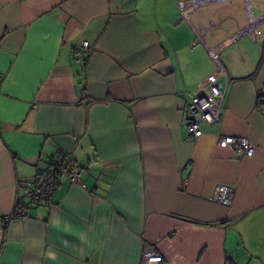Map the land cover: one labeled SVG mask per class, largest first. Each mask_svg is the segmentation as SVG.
Instances as JSON below:
<instances>
[{"label": "crops", "instance_id": "crops-1", "mask_svg": "<svg viewBox=\"0 0 264 264\" xmlns=\"http://www.w3.org/2000/svg\"><path fill=\"white\" fill-rule=\"evenodd\" d=\"M179 1L0 0V217L57 152L83 182L62 176L5 226L0 264H140L145 245L160 264H264V36L238 35L264 3ZM210 52L225 108L187 141L184 97L218 71ZM217 185L230 207L208 200Z\"/></svg>", "mask_w": 264, "mask_h": 264}, {"label": "built area", "instance_id": "built-area-1", "mask_svg": "<svg viewBox=\"0 0 264 264\" xmlns=\"http://www.w3.org/2000/svg\"><path fill=\"white\" fill-rule=\"evenodd\" d=\"M211 0H180L178 6L182 12H193L198 5ZM264 22V16L259 19H250L249 25L240 31L238 35L247 34L252 40L259 36H264V30H259L258 26ZM215 25H211L212 30ZM77 52L84 51L89 54L92 47L88 42L83 41ZM210 54H212L210 52ZM216 57V54H212ZM216 60V59H215ZM218 71L211 74L199 83L197 92L185 94V104L183 110V128L185 139L192 141L200 137L204 127H209L220 121L225 108L226 93L228 90V79L224 69L218 64ZM225 76L226 82L222 83L219 78ZM259 102H264V85L258 92ZM217 145L220 148L229 149L234 155L241 157H251L255 149L251 142L244 137L223 136L218 139ZM82 171L73 161H66L59 152L55 153L47 163L43 174L33 179L19 181L18 188L21 195L16 198L15 206L11 214L3 217V223L8 226L14 220H22L28 217L29 206L38 205L41 202L49 201L54 190L59 184L60 178L66 176L71 182L83 185L81 180ZM208 200L213 203L230 207L234 200V189L226 185H217ZM162 257L149 245H145L140 258V264H160Z\"/></svg>", "mask_w": 264, "mask_h": 264}, {"label": "trees", "instance_id": "trees-1", "mask_svg": "<svg viewBox=\"0 0 264 264\" xmlns=\"http://www.w3.org/2000/svg\"><path fill=\"white\" fill-rule=\"evenodd\" d=\"M6 227L5 225H3V217H0V246L3 243V237H4V233H5Z\"/></svg>", "mask_w": 264, "mask_h": 264}, {"label": "rangeland", "instance_id": "rangeland-1", "mask_svg": "<svg viewBox=\"0 0 264 264\" xmlns=\"http://www.w3.org/2000/svg\"><path fill=\"white\" fill-rule=\"evenodd\" d=\"M262 3H264V0H260Z\"/></svg>", "mask_w": 264, "mask_h": 264}]
</instances>
